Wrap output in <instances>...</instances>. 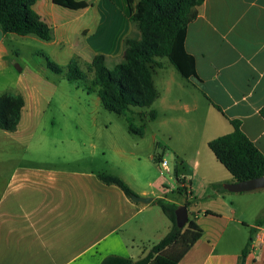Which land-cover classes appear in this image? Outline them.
<instances>
[{"label": "crops", "instance_id": "crops-1", "mask_svg": "<svg viewBox=\"0 0 264 264\" xmlns=\"http://www.w3.org/2000/svg\"><path fill=\"white\" fill-rule=\"evenodd\" d=\"M94 2L106 12L87 38L88 57L103 54L106 65L110 58H121L119 63L126 39L141 35L129 18L131 7L127 0ZM62 8L53 0L34 4L49 26L54 21L60 29L58 46L70 30L68 13L63 20L54 18ZM19 38L42 42L35 34L0 28V65L15 53ZM185 48L195 57L198 77L187 79L170 61L174 68H165L158 58L161 65L155 66L153 80L156 85L155 77L161 75L154 118L159 128L146 150L140 147L142 137L127 148L115 136L103 142L90 133L38 132L58 89L38 73L21 81L16 91L0 92L25 99L17 129L0 128V264H99L109 254L139 259L171 228L153 202L156 198L178 204L189 200V216L202 228L177 264H239L245 248V264H264V218L257 222L264 212V188L225 189V183L236 179L208 144L231 132L230 120L239 119L264 153V0H204L188 25ZM75 85L81 87L77 81ZM94 105H102L99 95ZM94 123L98 125L97 119ZM157 154L168 161L169 172L159 169ZM171 169L184 177L188 192L179 191L176 176V188L166 186L164 174ZM99 173L118 176L136 194L153 200L135 201L119 186L103 182ZM170 191L185 198L168 197Z\"/></svg>", "mask_w": 264, "mask_h": 264}, {"label": "trees", "instance_id": "trees-1", "mask_svg": "<svg viewBox=\"0 0 264 264\" xmlns=\"http://www.w3.org/2000/svg\"><path fill=\"white\" fill-rule=\"evenodd\" d=\"M127 1L131 7L129 18L137 23L141 33L140 38L126 39L123 61L113 68L107 67L103 54H95L89 65L93 77L91 84H86V88L89 91L96 90L105 109L126 116L129 129L137 135H143L146 127L145 113L139 112L142 122L137 126L133 121L135 112L133 107H151L159 96L153 80L155 66L161 65L158 58L167 57L187 79L192 76L198 77L195 57L186 50L185 38L188 25L197 18L199 7L204 0ZM36 2L37 0H0L2 31L18 35L35 34L44 40L51 39V27L34 9ZM53 2L72 10L89 6L86 0H53ZM47 60L48 67L53 72L59 74L65 72L64 68ZM65 76L70 81L86 80L88 77L74 59L69 62ZM211 102L222 111L219 105ZM24 104L25 99L22 94H0L1 129L7 131L17 129ZM260 112L264 115V106ZM148 115L150 119H154L157 111L151 108ZM230 122L233 130L210 140L209 147L236 180L264 176V153L242 130L239 119H231ZM157 146L160 147V143H157ZM161 158L162 155L157 154L155 161L158 162ZM98 176L107 184L119 186L131 199H133L132 195L136 194L118 176L105 173H99ZM175 176L178 182L185 183L184 177L176 169ZM213 186L222 188L216 184ZM179 191L186 193L187 187L180 185ZM153 202L160 206L171 221L168 233L139 259L109 254L99 264H177L201 237L202 228L193 218H189L183 227L177 224L175 210L180 204L166 198H156ZM184 204L189 206L190 201L187 200ZM263 218L264 212L257 222L259 223ZM243 255H246V248L243 250Z\"/></svg>", "mask_w": 264, "mask_h": 264}, {"label": "rangeland", "instance_id": "rangeland-1", "mask_svg": "<svg viewBox=\"0 0 264 264\" xmlns=\"http://www.w3.org/2000/svg\"><path fill=\"white\" fill-rule=\"evenodd\" d=\"M44 2L45 0H41ZM90 5L86 9L71 10L62 8L61 12L55 13V20L60 21L64 19V15L69 14L70 30L68 38L64 40L62 48L58 49L61 45L55 42L57 39V33L60 29H57L54 21L53 24L52 40H40L41 44L35 41H28L26 38H19L17 40V49L15 53L8 59L5 66L0 65V92L16 91L20 88L21 81L30 78L34 73H38L43 76L46 81H52L58 84V89L52 100V104L47 108L42 119L37 124L38 132H78L83 137H88L89 133L92 135L100 136L103 142L110 136L119 138L122 143H125L126 147L135 146L132 139H140V147L146 150V146L152 140L153 134L158 133L159 124L158 121L150 119L148 112L151 108L156 109L159 105L158 102L152 104L151 107H137L134 106V123L139 126L141 124V118L139 112L145 113L146 127L142 136L131 133L128 131V122L126 116L119 115L115 112L105 109L102 105L99 109H95L94 99L98 95L96 93H88L85 88L86 84H91V78L93 72L90 70L89 65L91 60L88 57V49L85 43L88 41V36L95 34L98 28V22L106 12L105 7L99 8L98 4L94 0H87ZM62 15L64 17H62ZM21 37V36H19ZM31 42V43H30ZM36 48V49H35ZM52 63L67 70L69 62L74 59L77 62L79 68L86 72L88 77L86 80H77L81 87L77 88L75 82L69 81L64 73H55L48 67V60ZM161 61L165 63V68L174 66L169 62L167 57H159ZM111 60L106 61L107 66L112 68L118 61ZM164 70V68H163ZM162 70H160L161 72ZM161 75H156V86L160 91ZM23 79L21 80V78ZM97 119L98 125L95 124ZM105 124L108 126L106 127ZM100 125V126H99ZM112 165V164H110ZM118 170L126 171V168ZM166 186L170 188H176L175 171L171 169L170 173H165ZM182 183L179 182V186ZM168 197L182 200L185 197L178 194L176 191L168 192ZM158 207V206H157ZM192 207V206H190ZM157 209H161L160 206ZM162 211V209L160 210ZM167 217V216H166ZM168 219V218H167ZM170 221V220H169ZM171 222V221H170ZM153 240V239H152ZM158 240V239H154Z\"/></svg>", "mask_w": 264, "mask_h": 264}, {"label": "water", "instance_id": "water-1", "mask_svg": "<svg viewBox=\"0 0 264 264\" xmlns=\"http://www.w3.org/2000/svg\"><path fill=\"white\" fill-rule=\"evenodd\" d=\"M225 189L232 191V192H243V191H252L259 188H264V176L253 177L243 180H236L232 183H225ZM132 198L135 201H140L144 203H150L153 200L151 196H143L138 194H133ZM176 222L179 226L183 227L188 222L189 210L186 204H180L176 210ZM246 256L243 255L239 264H245Z\"/></svg>", "mask_w": 264, "mask_h": 264}, {"label": "built area", "instance_id": "built-area-1", "mask_svg": "<svg viewBox=\"0 0 264 264\" xmlns=\"http://www.w3.org/2000/svg\"><path fill=\"white\" fill-rule=\"evenodd\" d=\"M157 163L161 171H167V172L170 171V167L166 159L161 158ZM181 186L187 187V184L182 183ZM187 192H188V187H187ZM261 241L264 242V234L261 236Z\"/></svg>", "mask_w": 264, "mask_h": 264}]
</instances>
